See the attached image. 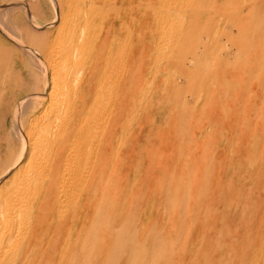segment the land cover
<instances>
[{
	"label": "rangeland",
	"instance_id": "obj_1",
	"mask_svg": "<svg viewBox=\"0 0 264 264\" xmlns=\"http://www.w3.org/2000/svg\"><path fill=\"white\" fill-rule=\"evenodd\" d=\"M163 1L141 0L137 9L136 27L155 28L159 15H173L146 37L157 52L147 62L158 73L156 86L152 78L141 84L107 132L99 184L97 178L89 184L83 214L73 220L79 231L69 233V213L59 233L43 236L33 264H264V0H193L189 8L190 0ZM114 6L0 0V137L8 152L18 146L13 109L24 123L34 106L21 103L24 91L41 80L36 59L43 44L66 57L58 72L70 93L76 74L91 70L93 41L106 30L107 16L120 11ZM125 28L121 45H133L140 29ZM161 28L179 42L163 44ZM60 115L66 118L67 111ZM138 143L143 157L134 163ZM4 153L0 200L17 170Z\"/></svg>",
	"mask_w": 264,
	"mask_h": 264
},
{
	"label": "bare ground",
	"instance_id": "obj_2",
	"mask_svg": "<svg viewBox=\"0 0 264 264\" xmlns=\"http://www.w3.org/2000/svg\"><path fill=\"white\" fill-rule=\"evenodd\" d=\"M93 1L109 6L114 4V7H120V11L108 15L103 23L106 24V30L104 33L101 32L102 34L99 32L98 37L95 36L94 49L92 50H95V56L91 70L88 73L82 72L79 77L76 74L75 85L77 86L73 91L67 93V87L65 88L68 84L67 78L62 77V74L58 72L66 57L62 54L64 56L62 59L61 51L59 50L58 53L57 49L51 46L52 43L51 45L44 43V46L47 44L49 46L47 45V48L42 50V59H36L38 66H41V80L36 81L28 91H24L23 96L27 100L21 103L25 106L30 103L34 104L30 111H27L29 117L26 116L28 119L26 118V122L23 123L21 119L15 117L18 109L12 111L14 137L17 139L18 146L8 152L7 144L5 147L3 145L6 140L0 137V158L3 156L1 152L5 150L4 154L10 155L7 159L11 162L9 167L17 165V170L14 173L15 178L9 185L5 198L0 200L3 201L0 204V264H33L35 259L32 258L33 253L38 244H42L43 236L49 235L55 229L59 233V224L66 223L69 213H71L70 227H68L71 232L68 230L69 233L75 234L79 231V225L74 226L75 221L73 220L77 215L83 214V197H87L90 193L89 184L95 178H97L96 185L99 184V175L96 174L103 164V158L106 157L104 156V138H106L107 132L114 128L113 123L118 120L122 106L125 104L128 106V103L136 96L141 84L152 78L150 84L156 86L158 73L153 67H149L147 62L157 52L156 48L146 41V37L148 35L151 38L154 37L159 24L170 22L173 15L163 13V15H159L156 20L157 26L154 25L155 28L152 26L136 27L140 26L137 21L139 16L137 9H139L141 0ZM172 1L174 0H164L163 3L168 5ZM192 2L193 0L188 2V8ZM62 26L60 25V27ZM126 26H134L136 30L140 29L137 34L140 37L133 45H121V36ZM71 29L69 36L73 37L78 32L76 31L78 26H72ZM168 30L163 28L159 32L161 41H164L163 44L169 42L170 45H173L179 42V36L171 35ZM127 34L126 32V36ZM78 44L75 45L78 46ZM78 51L80 52L81 49ZM70 54L72 55V53ZM75 55L77 57V54ZM81 59L82 57L77 59V62ZM169 60L167 54L162 58L164 63ZM65 70L68 71L66 67ZM71 81L70 83H73ZM145 84L147 85V83ZM148 86L150 87L149 84ZM147 89L149 88L147 87ZM151 91L153 94L154 89ZM155 95L156 93L154 97ZM32 96L35 98L29 102ZM62 110L67 111V116L64 115L66 116L64 119L62 115H60L62 119L59 118ZM119 142L118 146L121 144ZM26 155L27 159L22 163ZM39 158L41 161L36 164L35 161ZM94 184L95 182L92 183V185ZM71 202L77 204L74 209L69 208ZM90 217L88 218L90 219ZM24 219L27 222L22 224ZM77 223L79 222L75 224ZM85 229H87L86 226ZM69 236L71 237V235ZM39 254H41V250L36 256Z\"/></svg>",
	"mask_w": 264,
	"mask_h": 264
},
{
	"label": "crops",
	"instance_id": "obj_3",
	"mask_svg": "<svg viewBox=\"0 0 264 264\" xmlns=\"http://www.w3.org/2000/svg\"><path fill=\"white\" fill-rule=\"evenodd\" d=\"M136 132V131H135ZM134 132V133H135ZM136 134H138V133H136ZM157 140H159V139H157ZM143 147H141V145H139V143H138V145L134 148V150L132 151L133 152V160H132V162H134V163H136L138 160H139V163H140V159L143 157V156H141V154L140 153H138V151L139 150H141ZM137 149V150H136ZM141 156V157H140ZM140 157V158H139ZM152 158H153V155L151 154L149 157H148V159L149 160H152ZM138 159V160H137ZM132 162H131V165H132ZM131 165H130V168L129 169H131ZM146 166H147V161H146ZM148 167H150V166H148ZM151 169H152V172H154L155 171V169L154 168H152L151 167ZM145 170V169H144ZM144 170H143V173H144ZM129 172H130V170H129Z\"/></svg>",
	"mask_w": 264,
	"mask_h": 264
}]
</instances>
